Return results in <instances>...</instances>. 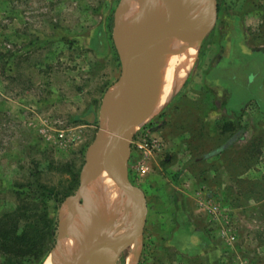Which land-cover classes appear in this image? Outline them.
Listing matches in <instances>:
<instances>
[{"label": "rangeland", "instance_id": "1", "mask_svg": "<svg viewBox=\"0 0 264 264\" xmlns=\"http://www.w3.org/2000/svg\"><path fill=\"white\" fill-rule=\"evenodd\" d=\"M175 1L167 2L164 22ZM145 3L148 15L160 1ZM207 3L210 20L189 74L169 103L135 132L128 173L144 203L165 200L170 205L176 198L201 192L214 198L216 214L236 237L231 240V249H236L241 228L254 219L243 213L250 202L239 193L264 194V0ZM141 14L137 0H0V233L18 229V236L31 239L26 245L16 244L10 254L0 245V264H47L61 248L62 211L67 204L85 205L81 189L91 174L86 169L102 117L114 115L119 107L115 93L123 69L119 41L143 32ZM125 19L137 23L123 38ZM237 133L242 137L234 142ZM230 141L229 150L206 161ZM209 162H215V169L206 165L211 168L209 180L195 185L186 181L197 180ZM228 170L231 209L227 184L223 190L212 181L215 174L227 182ZM259 177L262 183L246 181ZM108 180L111 183L106 179L96 186L95 195L112 191ZM43 209L51 236L44 240V234L34 231L35 222L22 235L19 228L25 223L19 225L18 218L32 213L36 220ZM73 215L70 210L67 225L75 224ZM178 215L173 217L180 224ZM153 225L146 226L147 236L132 248L125 243L129 225L106 253L111 264H132L134 249H141L139 264H186L167 246L171 233L148 239ZM114 237H105L104 244H113ZM49 246L42 261L24 255L27 249L38 253ZM73 246L75 258V242ZM86 250L84 240L80 252L89 258ZM251 256L246 264H260Z\"/></svg>", "mask_w": 264, "mask_h": 264}, {"label": "bare ground", "instance_id": "2", "mask_svg": "<svg viewBox=\"0 0 264 264\" xmlns=\"http://www.w3.org/2000/svg\"><path fill=\"white\" fill-rule=\"evenodd\" d=\"M157 2L158 0H156V3ZM207 2H209V0H193V2L190 0H176L171 10L170 19L166 22H164V18L167 3L163 6L160 5V2L158 8L154 9L151 14L152 17L150 20L154 21L153 30L166 28L165 26H167L170 22L173 24V27L181 30L177 38H170L162 43V58L159 59L154 68V75L146 81L148 98L145 118L142 124L147 123V121L152 118L158 110L162 109L169 103L175 92L183 84L189 74L195 59L196 45L198 50V43H200L198 41H200L203 31L210 20V15L206 12V5H208ZM147 3L150 4L151 2ZM184 9L189 11V14L184 18H181L179 22L177 17L179 13L184 11ZM135 13H132L133 21ZM132 20L125 19V22L122 23V28H124V33H122L123 38H126L130 30H132L133 27L131 28V26L137 23L132 22ZM157 25L159 27L155 28ZM170 31L171 28L160 31L158 37H168ZM140 64L142 65V63ZM115 93L119 101V107L114 115L107 118L102 117V122H104L103 126L105 127L108 126L110 119L114 121L121 120L119 115L123 114L128 107V99L127 95L124 93V88L117 87ZM102 142L104 147V159L102 166L99 171H96L95 167H93L94 169L91 168L95 175L83 186L82 189L85 205L80 208L75 204L65 205L61 217V248H58V251L55 252V255H53L54 257L52 256L51 259L47 261V264H96L95 260L98 264V255H100L103 263L105 262L108 264V262H106L108 259L106 256L108 249L118 243L121 235L129 225L127 234L130 231L131 203L127 200V198H124L125 196L121 193V191H118L120 189L113 182L112 177H109V175L105 177L104 175L106 169L112 166L114 162L116 139L115 137H107V133H105L102 138ZM106 179H112L111 183L109 180L107 181L112 186V191H100L99 194L95 195L96 186ZM98 190L100 189H97V193ZM94 202L96 203V207ZM70 210L74 211L73 222L75 224L67 225L65 219H67ZM85 226H88L89 231L86 232ZM115 234L117 237H114L115 239L113 244L112 242L104 244L105 237L111 238ZM72 237L73 241H71ZM84 240L87 245L86 251L91 253L89 258L84 257L80 252L81 248L84 247ZM73 242L76 244L77 251L75 253V258L73 257L75 252ZM134 261L135 258L133 253L132 264Z\"/></svg>", "mask_w": 264, "mask_h": 264}, {"label": "crops", "instance_id": "3", "mask_svg": "<svg viewBox=\"0 0 264 264\" xmlns=\"http://www.w3.org/2000/svg\"><path fill=\"white\" fill-rule=\"evenodd\" d=\"M213 80L219 81L220 79L213 77ZM230 146L231 145L229 144L223 152L209 155L206 157V161H210V158L212 159L218 155H222L225 151L231 148ZM229 159H231V156L227 158L228 161ZM206 165H211L212 169H215V167H213L215 162H209L208 164L205 163V166H203V174L198 176L197 180L196 178H187L186 181L195 185V183L199 184L200 181L205 182V180H209V170L211 168L208 169L210 166ZM206 168L207 170L205 172ZM230 174L229 171L227 182L222 181V177H217L218 175L215 174H213L212 178V181L218 185L221 184L222 188L227 184L226 189L227 193H229L227 199L229 201L228 209H231ZM215 176L217 178H215ZM246 181L262 183V178H248ZM239 194L241 196L244 195L242 199L248 198V201L250 202V204L247 203V207L245 206L246 204H244L243 213L248 214L250 218L253 217L254 219H247V222H245L247 228H241L239 244L238 246V242L235 244L237 247L236 249H231L232 245L229 238L231 228L226 229V226H223L219 218L220 216L216 215V218L211 216V212H209V208L207 207V201L211 199H208L210 197L206 198L203 192L196 194V197L187 194L184 197L176 198L170 205H168L165 200L159 202L158 205L145 201L143 211L144 236L142 235V237L145 239L147 236L145 228L153 222L154 225L151 226L153 231L150 229L151 232L148 239H151V242L156 241L160 239V235L164 234L165 237V235L171 233L167 246L170 247L174 253H177L178 257L186 262V264H246V262H249V260L252 259L251 255H255V258H257L261 264L264 257V254H262L264 253V194H261L260 192H255V194H244L243 192H240ZM261 200L263 201V204L262 202L259 203ZM255 201H259L258 204L252 205V202L254 203ZM236 208L237 210H242L238 206ZM229 212L231 213L230 210ZM177 213H179L178 216L181 218L180 224L178 223L179 219L175 218V216L173 217V215H176ZM229 216L231 217V214ZM163 217H165V219H163ZM169 217H171L172 220H168ZM149 219H151V221L147 224ZM217 221H219L218 224H215ZM168 224H170V227ZM243 255L247 256L245 257L247 259H244Z\"/></svg>", "mask_w": 264, "mask_h": 264}, {"label": "water", "instance_id": "4", "mask_svg": "<svg viewBox=\"0 0 264 264\" xmlns=\"http://www.w3.org/2000/svg\"><path fill=\"white\" fill-rule=\"evenodd\" d=\"M125 1L128 2L129 0ZM137 1L139 2L142 12L141 17L143 19V32L133 36V38H130L127 42L119 41L118 47L123 69L119 85L116 87L124 88V93L127 95L128 99V107L123 114L119 115L121 120L114 121L110 119L108 126H102L100 128L96 142L93 146V151L89 156L88 166L86 169L87 173L89 169H94L93 167L96 168V171L100 170L104 159L102 138L105 133H107V137H115L116 149L114 162L112 166L106 169L104 175L105 177L108 175L109 177H112L113 182L119 187L121 193L131 203V228L125 241V243H129L131 248L141 240L143 235V211L145 205L139 191L131 184L129 180L128 161L130 157L131 140L133 139L137 129L142 126L143 120L145 118L148 98L146 81L154 75V68L159 61L154 53L158 52L157 55L162 57V43H164V41L167 39L178 37L181 30L173 27L171 22L165 26L166 28H161L162 30L160 28V30H153L154 21L147 19L151 16L152 12L151 14L145 15L143 11V6L146 0ZM168 1L169 0H160V5L164 6V4H166ZM190 1L193 2V0ZM188 14L189 11L184 9L182 13H179L177 20L180 22L181 18H184ZM170 28L171 31L169 32L168 37H158L160 31L168 30ZM134 31H139L137 25H135ZM148 52L152 54H149ZM140 63H142V65ZM217 152H219V150L214 153ZM94 175L95 173H93L91 170V174L87 175L86 183H88L94 177ZM82 189L81 196L84 197L82 194ZM60 239L61 234L59 242ZM140 251L141 249H134L133 253L135 261L133 264H139ZM97 257V260L99 261L98 264H107L102 262L100 255ZM106 262H108V264L112 263L109 258L106 260Z\"/></svg>", "mask_w": 264, "mask_h": 264}, {"label": "trees", "instance_id": "5", "mask_svg": "<svg viewBox=\"0 0 264 264\" xmlns=\"http://www.w3.org/2000/svg\"><path fill=\"white\" fill-rule=\"evenodd\" d=\"M233 136L235 137L234 142H236L238 139L242 137V135L241 134L239 135L238 133L234 134ZM229 144L231 145V141L228 142V144L224 145L222 148H220L217 154L220 152H223ZM217 154H214V155H217ZM39 209L41 210L42 208H39ZM21 216L22 217L18 218L19 225L22 222L25 223V226L23 227L22 230L19 228V231L22 233V235L29 233L30 227L35 222L34 231L41 232L40 234H44L45 235L44 240L47 239V237L51 236L50 221L48 220L47 215L44 214V209L42 210V213L40 215L37 214L36 220H32V217L34 216L32 215V213L27 218L23 215ZM17 231L10 230V231L0 233V245H3V247H5V249H3L5 254H10L12 250L15 249L16 244L18 245L21 242L22 245H26V243L31 241L29 237H26V235L18 236L19 234H16ZM51 248L49 246L46 250H43L42 252L38 251V253L37 251H35V249L34 250L27 249L24 255H27L28 258L34 257L36 260L42 261L44 257L50 252Z\"/></svg>", "mask_w": 264, "mask_h": 264}, {"label": "built area", "instance_id": "6", "mask_svg": "<svg viewBox=\"0 0 264 264\" xmlns=\"http://www.w3.org/2000/svg\"><path fill=\"white\" fill-rule=\"evenodd\" d=\"M208 199H211V198H208ZM212 201H213V199L207 201L208 202L207 203V207L209 208V212H211V215H213V214L217 215L216 212H215V209H214V207L212 205ZM225 231H228V230H225ZM230 234H231V232H230ZM230 234H229L230 240L234 241L235 238H236L235 235H230Z\"/></svg>", "mask_w": 264, "mask_h": 264}]
</instances>
